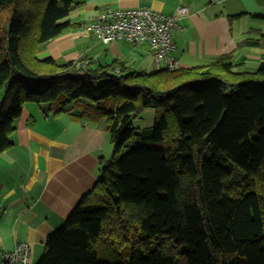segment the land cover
Listing matches in <instances>:
<instances>
[{
    "label": "trees",
    "instance_id": "obj_1",
    "mask_svg": "<svg viewBox=\"0 0 264 264\" xmlns=\"http://www.w3.org/2000/svg\"><path fill=\"white\" fill-rule=\"evenodd\" d=\"M74 0H0V153L27 102L106 119L112 155L36 264H264V62L137 72L39 58ZM264 46V34L248 37ZM155 111L147 128L132 125ZM134 145L124 152L129 144Z\"/></svg>",
    "mask_w": 264,
    "mask_h": 264
},
{
    "label": "crops",
    "instance_id": "obj_2",
    "mask_svg": "<svg viewBox=\"0 0 264 264\" xmlns=\"http://www.w3.org/2000/svg\"><path fill=\"white\" fill-rule=\"evenodd\" d=\"M65 19L71 27L40 47L39 58L61 63L85 57L92 67L125 61L134 71L156 70L150 45L103 43L108 49L83 55L84 22L105 8L149 7L167 15L180 6L189 13L175 31V56L181 68L207 65L231 54L237 71H254L264 62V46L248 45V37L264 34V0H74ZM97 38V37H96ZM91 48V47H90ZM152 61H145V54ZM146 55V56H147ZM142 56V57H141ZM155 68V69H154ZM44 104L27 102L16 121L13 147L0 153V258L20 242H28L36 264L49 235L59 229L83 195L97 183L103 160L112 155L106 119L84 120L71 105L61 114ZM112 148V149H111Z\"/></svg>",
    "mask_w": 264,
    "mask_h": 264
},
{
    "label": "built area",
    "instance_id": "obj_3",
    "mask_svg": "<svg viewBox=\"0 0 264 264\" xmlns=\"http://www.w3.org/2000/svg\"><path fill=\"white\" fill-rule=\"evenodd\" d=\"M188 13L189 8L184 6H180L172 15L149 7L105 8L99 12L96 20L84 22L82 27L103 43H147L156 69L175 70L181 67L175 56V31L180 28V20ZM87 65L88 62H85L84 66ZM31 256L30 244L20 242L14 250L1 255L0 264H30Z\"/></svg>",
    "mask_w": 264,
    "mask_h": 264
},
{
    "label": "rangeland",
    "instance_id": "obj_4",
    "mask_svg": "<svg viewBox=\"0 0 264 264\" xmlns=\"http://www.w3.org/2000/svg\"><path fill=\"white\" fill-rule=\"evenodd\" d=\"M84 34L87 37V44L88 45H87V47H85L86 49L84 50L83 55H89V56L93 57L97 54L96 53L97 51L100 52V50H103L105 48L108 49L107 45L105 46V45L100 44L98 42V39L96 38V36L93 33L86 32ZM146 55H147V53L145 54V61H152L153 62L152 56L150 54H148L147 56ZM155 117H156L155 111L151 108H148V109L143 110L138 116L133 117L131 122H132V125L136 128H147V127L154 125ZM133 145H134L133 143L129 144V147L125 148L124 152L128 151V149L131 148ZM31 258H33V257L31 256Z\"/></svg>",
    "mask_w": 264,
    "mask_h": 264
}]
</instances>
